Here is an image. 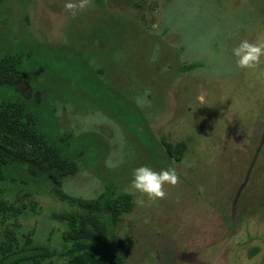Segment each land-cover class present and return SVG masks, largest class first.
I'll return each instance as SVG.
<instances>
[{"label": "rangeland", "instance_id": "obj_1", "mask_svg": "<svg viewBox=\"0 0 264 264\" xmlns=\"http://www.w3.org/2000/svg\"><path fill=\"white\" fill-rule=\"evenodd\" d=\"M64 2L3 0L0 55L22 60L20 98L53 109L55 131L89 132L86 153L99 154L61 179L68 199L12 170L3 197L28 206L0 223V238L31 231L52 264H68L51 213L126 191L131 208L110 225L132 240L126 264H264V55L252 68L232 56L242 40L264 43V0H86L75 16ZM73 137L60 146L76 154L86 142ZM162 138L185 143L179 162ZM141 165L174 169L164 197L131 187Z\"/></svg>", "mask_w": 264, "mask_h": 264}, {"label": "trees", "instance_id": "obj_2", "mask_svg": "<svg viewBox=\"0 0 264 264\" xmlns=\"http://www.w3.org/2000/svg\"><path fill=\"white\" fill-rule=\"evenodd\" d=\"M21 62L19 56L11 53L0 55V93L16 92L12 96L0 94V184L9 179L15 181L11 178L12 170H26L35 179L49 183L56 198L68 199L61 191V179L77 172L81 160L90 161L88 153L99 152L93 149L92 153H86L89 132L75 135L60 129L55 131L53 109L50 114H41L28 99L20 98L18 91L24 86L30 87L23 81L26 71ZM102 69L96 72L104 73ZM47 91L43 89L44 97L49 94ZM71 137L86 142L76 154L60 146ZM161 143L168 160L179 162L182 159L186 146L183 141L172 143L162 138ZM0 195V223L16 219L26 211L28 205L20 199L7 200L1 188ZM130 199L129 192L112 191L107 196L70 200L77 211L52 212L51 219L64 224L60 234L62 252L57 256L67 258L68 264H126L132 240L116 236L110 231V225L122 212L130 210ZM3 232L0 264H52L55 252L36 243L31 231L20 236L7 228Z\"/></svg>", "mask_w": 264, "mask_h": 264}, {"label": "clouds", "instance_id": "obj_3", "mask_svg": "<svg viewBox=\"0 0 264 264\" xmlns=\"http://www.w3.org/2000/svg\"><path fill=\"white\" fill-rule=\"evenodd\" d=\"M86 0H65L63 7L68 10L71 15L75 16L76 10L83 8ZM264 55V43H249L242 40L232 49V56L235 58V64L240 68H252L258 62L259 58ZM198 103L203 104V95L196 97ZM106 166H112L106 162ZM165 183L175 184L176 174L174 169H161L159 172L154 171L146 165H141L133 170L131 187L145 194L148 199H157L164 197L162 185ZM143 203V201H140Z\"/></svg>", "mask_w": 264, "mask_h": 264}]
</instances>
